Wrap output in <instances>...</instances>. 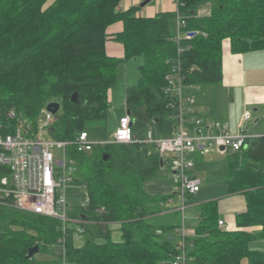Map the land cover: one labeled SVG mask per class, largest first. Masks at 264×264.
<instances>
[{"label": "trees", "instance_id": "1", "mask_svg": "<svg viewBox=\"0 0 264 264\" xmlns=\"http://www.w3.org/2000/svg\"><path fill=\"white\" fill-rule=\"evenodd\" d=\"M179 1L183 31L195 33L177 42L171 32L174 13L141 17L135 14L138 6L120 10L121 0H0V108L16 111L32 132L49 102L59 103L49 132L57 140L72 141L88 121L106 119L119 61L143 60L137 83L125 89L135 140L89 152L68 146L77 166L75 180L87 195L85 205L69 208L68 215L96 227L81 223L86 240L76 246L74 229L63 231L59 219L0 205V264H172L177 242L167 236L175 227L148 221L161 211L165 197L145 189L164 160L154 146L139 141L149 128L155 137L174 131L165 76L178 60L186 84L217 85L224 41L232 53L264 49V0ZM203 6L207 11L199 13ZM116 23L121 30L109 32ZM109 37L121 43L122 59L106 53ZM74 92L77 102L70 100ZM225 167L226 193L242 196L245 209L227 229L218 225L217 200L199 203L194 235L188 237L189 264H240L243 259L264 264V247H251L258 240L264 245V135L228 152ZM192 197L187 195L189 204ZM110 222H120V242L110 239L105 228ZM101 236L104 242H96ZM34 246L42 255L27 257Z\"/></svg>", "mask_w": 264, "mask_h": 264}, {"label": "built area", "instance_id": "2", "mask_svg": "<svg viewBox=\"0 0 264 264\" xmlns=\"http://www.w3.org/2000/svg\"><path fill=\"white\" fill-rule=\"evenodd\" d=\"M173 1L176 3L175 19L180 31L174 35V39L178 42L182 36L190 38L195 31H183L186 22L179 11L180 1ZM184 79L177 60L171 64V70L165 76L166 92L172 95L169 105L175 110L173 133L167 137H155L149 128L139 140L154 146L161 160L169 156L172 191L177 197L168 201H177L176 209L181 212L188 205L187 195L197 193L200 187L199 179L192 173V154H206L214 149L222 153L235 152L245 147L246 140L260 136L246 133L242 123L250 118L247 111L243 113L235 133L230 132L225 121L194 114L193 97L185 92L193 85L186 84ZM52 117L53 114L44 107L37 131L32 132L16 111H3L0 108V205L57 218L65 231L72 222H83L68 215L66 187L73 177L66 173V169L74 168L68 146L72 144L77 152H89L93 147L107 143H131L135 136L130 115L126 113L119 118L112 141L92 139L87 130L78 132L72 141L57 140L49 136ZM55 149L60 150L61 157L54 154ZM223 224V220L219 219L218 225ZM75 230L84 233L81 226ZM174 232L177 235L178 253L172 264H189V240L185 227L181 224ZM63 242L64 238L58 240L62 249Z\"/></svg>", "mask_w": 264, "mask_h": 264}, {"label": "crops", "instance_id": "3", "mask_svg": "<svg viewBox=\"0 0 264 264\" xmlns=\"http://www.w3.org/2000/svg\"><path fill=\"white\" fill-rule=\"evenodd\" d=\"M143 1L144 0H121V2L118 5V8L120 10H125L129 8L130 6H138L139 8L135 14L141 17H152L159 12H174V10H176V5L173 0H150L144 6H140V4ZM206 11H207V8L205 6L199 9V13H205ZM119 30H121L120 23H116L115 25L109 28V32H117ZM178 31L179 30L177 26V21L176 19H174L172 26H171V32L173 35H176ZM105 51L108 55L114 56L118 59L123 58V47L121 43L115 41L114 39L110 37L107 38L105 42ZM221 70H222V80L219 84L215 85L214 91L220 92V94L223 96L221 98L222 99L221 107H223V111H222L223 120L222 121L227 122L230 132L235 133L241 124V118H242L243 113L245 111H249L248 110L249 108H252V112H253L252 115L250 113V118L248 119L249 121L253 120V122L256 123L260 120V117L262 118L264 114V49L249 50V51H245L242 53H232L230 51L228 41H224L223 47H222V69ZM197 87L198 86L193 85L192 88L185 90L187 94H190L193 97V113L199 114L200 116L204 118H209V116L207 115L208 114L207 112H209V109H210L209 107L207 106L203 107L202 111L196 110V108L200 107L198 106V92L196 91ZM238 91L240 92V96H241L240 104H241V107L243 108V113H239L238 115H230L227 110V105H228L227 103L229 99H231L230 101H233L232 98ZM229 118H231V120H229ZM246 121L242 123L247 129L246 133L251 134V135H256V133L257 134L261 133V135H264V128H253V129L251 128V130H248L249 128L247 124H245ZM249 131H251V133H249ZM215 150H217L221 154H228V152L222 153L218 149H215ZM196 155H200L202 157L203 154L194 153L191 155L194 161L192 173L195 177L196 175H195L194 168H195V163L197 162ZM148 193L156 197H165L160 202V205H159V207L161 208V211L154 215H151L148 218L149 222H152L153 217L157 214L162 215L166 213H170V214L173 213L175 214L174 218L177 219L176 222L170 223V224L160 222V223H155V224L156 225H168V226L171 225V226H174L175 228L183 224V226L185 227L188 233L187 238L188 237L191 238L194 235L195 226H185L184 225L185 217H184L183 212L185 211L186 208H190L196 205L195 201L193 200L192 203L190 204L188 203V205L185 207L183 212L176 209V206H178L177 201L173 203H170L168 201L169 198L176 199L177 197L172 191L171 175H170L169 189L167 191L161 192L160 194H152L150 192ZM195 194H193V197H192L193 199L195 197ZM231 196H234V197H231L232 198L230 201V203L232 202L231 206L224 207L221 210L218 207L219 219L223 220L224 222L223 226H220L222 228L233 229L235 227V214L245 209V202L242 196L240 195H231ZM236 200L238 201L236 202ZM197 218H198V213H197ZM76 220H79V219H76ZM81 223L88 224L90 230L94 229L97 225L96 223L92 221H86V220H83V222H79V223L78 221L72 222L71 228L74 229L72 239L76 246H82L86 240L85 233L81 234L75 230L78 226L82 227ZM82 228L85 232V228L84 227ZM105 228L109 231V236L112 241L114 242L121 241L122 232L120 230V222L107 223ZM175 228H174V231H175ZM174 231L173 233H171L172 231H170L168 235H171L170 239H173L174 242L176 243L177 235L175 234ZM95 240L98 243H102L104 242V237L103 236L97 237ZM255 242H261L263 245V242L260 240L255 241ZM64 264H71V263H64Z\"/></svg>", "mask_w": 264, "mask_h": 264}, {"label": "rangeland", "instance_id": "4", "mask_svg": "<svg viewBox=\"0 0 264 264\" xmlns=\"http://www.w3.org/2000/svg\"><path fill=\"white\" fill-rule=\"evenodd\" d=\"M52 1V0H49ZM175 3V2H174ZM150 5V4H149ZM176 5V3H175ZM175 14L174 12H171ZM143 62L142 57H134L129 60L119 61L116 70V81L109 89V103L110 108L108 110V115L106 119H99L94 121H88L85 124V128L88 131L90 137L95 140L106 139L107 141H112L114 137V132L118 124L120 117L126 114L125 108V89L126 86L134 85L137 83L140 77V71L138 66ZM215 85H202L197 87L198 92V108L196 110L202 111L203 107H209V112H207L209 118H215L219 120L222 119V95L218 91H214ZM240 92L238 91L233 96V101L228 100L227 110L230 115H238L243 113V108L240 104ZM249 108V107H248ZM251 115L253 114L252 108L248 109ZM231 120V118H229ZM248 130L251 128H264V114L262 118L256 123L251 121H246ZM231 129V127H230ZM247 130V129H246ZM251 133V131H249ZM256 135H261V133ZM44 136L47 137V134ZM54 154L61 157L60 150L55 149ZM197 162L195 163V175L200 181L199 191L195 194L194 206L186 208L184 213L185 226H195L198 222V204L204 201L217 200L219 209L231 206V197L226 193V185L224 182V176L226 173L225 160L226 154H221L217 150H212L210 153L196 155ZM201 157V159H200ZM170 160L169 156L164 159V164L157 172V177L153 180L147 181L145 183V189L152 194H160L169 189L170 184ZM73 169H66V173L73 177L71 181L68 182L66 187L67 203L70 209L77 206L85 205L87 200L86 190L75 180L77 175V166L74 164ZM236 199V198H234ZM238 200H236L237 202ZM173 213L157 214L153 217L152 223H174L177 221L174 218ZM178 215V214H177ZM179 216V215H178ZM180 225V224H179ZM186 230V229H185ZM187 233V231H186ZM188 235V233H187ZM254 248H263L261 242H253L251 244ZM34 255L40 257L42 254ZM240 264H247L246 259H243Z\"/></svg>", "mask_w": 264, "mask_h": 264}, {"label": "water", "instance_id": "5", "mask_svg": "<svg viewBox=\"0 0 264 264\" xmlns=\"http://www.w3.org/2000/svg\"><path fill=\"white\" fill-rule=\"evenodd\" d=\"M150 0H144L140 6H144L145 4H147ZM70 100L72 102H77L78 101V94L77 92H74L72 95H71V98ZM46 110L49 111L51 114H55L58 112L59 110V103L57 102H49L47 105H46ZM127 113H129V111H127ZM222 149V148H221ZM169 239L171 238V235H168L167 236ZM38 251V247L37 246H34L32 248H30L28 250V254H27V257H32L36 252Z\"/></svg>", "mask_w": 264, "mask_h": 264}]
</instances>
